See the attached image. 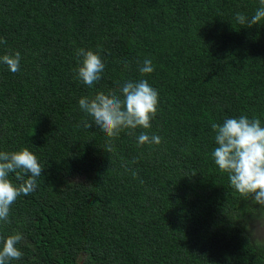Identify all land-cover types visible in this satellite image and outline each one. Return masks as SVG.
<instances>
[{"label": "trees", "instance_id": "16d2710c", "mask_svg": "<svg viewBox=\"0 0 264 264\" xmlns=\"http://www.w3.org/2000/svg\"><path fill=\"white\" fill-rule=\"evenodd\" d=\"M260 0H0V151L27 148L45 167L11 206L0 236L19 232L11 264H264L246 225L264 208L230 186L212 158L213 123L264 126ZM102 59L92 87L77 49ZM145 59L154 72L139 71ZM146 79L159 94L150 129L111 142L79 100ZM141 132L161 138L139 145ZM14 178V173L10 174ZM2 247V245H0Z\"/></svg>", "mask_w": 264, "mask_h": 264}, {"label": "clouds", "instance_id": "9594fccd", "mask_svg": "<svg viewBox=\"0 0 264 264\" xmlns=\"http://www.w3.org/2000/svg\"><path fill=\"white\" fill-rule=\"evenodd\" d=\"M262 5L249 19L243 14H236L240 25L251 28L264 20V0ZM0 43L7 41L0 38ZM76 76L85 85L92 87L102 78L105 65L100 56L92 50L77 49ZM0 63L6 64L8 70L17 73L21 68V53L10 52L0 56ZM153 63L145 59L139 71L142 75L154 72ZM116 92H98L94 97H82L79 107L82 112L91 117L92 123L85 121V127L93 124L108 137L111 152V142L119 135L128 131L133 135L138 128L150 129L151 121L156 117L159 105V94L146 79L137 82H125ZM216 133L215 142L218 145L212 152V158L222 173H227L230 186L242 197L250 199L255 205L264 208V126L258 118L240 116L227 118L222 125L213 123ZM139 145L159 144L161 138L149 136L141 132L137 137ZM45 167L37 156L29 149L19 151H0V222L8 223L11 206L19 197L28 196L37 188V178ZM15 174L14 178L10 174ZM251 236L264 231V220H257L255 227L246 225ZM24 237L19 233L0 236V264H11L23 257L18 245Z\"/></svg>", "mask_w": 264, "mask_h": 264}, {"label": "rangeland", "instance_id": "374dc122", "mask_svg": "<svg viewBox=\"0 0 264 264\" xmlns=\"http://www.w3.org/2000/svg\"><path fill=\"white\" fill-rule=\"evenodd\" d=\"M257 220H264V216L259 218V219L251 220L247 224L254 228L256 223H257ZM251 237L257 241L264 242V231H261V232L257 233L255 236H251Z\"/></svg>", "mask_w": 264, "mask_h": 264}]
</instances>
